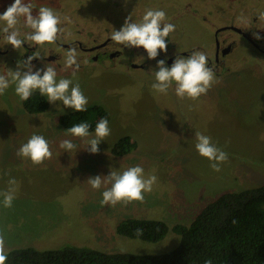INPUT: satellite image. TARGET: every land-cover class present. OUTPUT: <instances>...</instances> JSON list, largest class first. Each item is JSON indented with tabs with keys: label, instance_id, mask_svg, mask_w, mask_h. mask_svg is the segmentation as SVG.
<instances>
[{
	"label": "rangeland",
	"instance_id": "374dc122",
	"mask_svg": "<svg viewBox=\"0 0 264 264\" xmlns=\"http://www.w3.org/2000/svg\"><path fill=\"white\" fill-rule=\"evenodd\" d=\"M13 2L0 0V14ZM25 3L32 4L34 16L41 6H48L70 20L61 25L64 33L55 44L38 46L53 49L59 59L33 62V71L52 66L58 80L68 78L73 84L79 83L88 99L87 106L98 105L109 114L111 133L100 142L99 151L92 154L84 149L88 147L84 140L65 135L66 129L58 123L60 116L75 112L72 108H65L58 101L48 103L45 112L30 115L15 93V84L0 96V233L5 237L6 252L24 248L52 251L71 246L113 254L163 255L179 244V236L172 231L152 243L119 236L116 226L125 219L162 221L170 229L175 225L189 226L220 195L264 185V56H240L244 47L239 44L238 55L224 60L227 71L215 75L217 82L207 94L193 101L179 99L174 88L167 95L156 92L151 87L158 71L154 63L146 71L127 73L125 62L130 56L117 62L82 64L73 75L71 68L65 69L64 51L57 45L70 40L97 41L102 33L118 31L127 16L141 18L146 10L158 7L157 10L165 11L166 23L177 24L171 33L175 53H187L193 45L205 53L214 42L211 26H223L219 22L236 24L249 15L250 20L255 17L260 21L254 32H264V0ZM4 26L0 21V29ZM17 28L29 30L23 26V18ZM7 46L2 39L0 49ZM126 50L130 54L128 47ZM22 52L25 50L20 48L0 55V74H6L8 69L15 71L17 62L22 61ZM196 133L210 136L228 153V162L221 165V171H213L210 162L198 154ZM33 134L43 135L53 153L51 159L39 165L17 155ZM126 136L136 147L127 155L113 156L112 147ZM64 139L72 140L77 151L61 149L59 144ZM133 166H141L145 177L158 178L153 191L145 193L143 203L102 205V192L111 185L94 190L87 180ZM10 178L17 183L10 185ZM12 189L15 198L12 207L6 208L3 194Z\"/></svg>",
	"mask_w": 264,
	"mask_h": 264
},
{
	"label": "clouds",
	"instance_id": "9594fccd",
	"mask_svg": "<svg viewBox=\"0 0 264 264\" xmlns=\"http://www.w3.org/2000/svg\"><path fill=\"white\" fill-rule=\"evenodd\" d=\"M126 2V0H125ZM33 6L25 3V0H14L7 9L0 14V21L4 22V27L0 32L4 34L6 44H10L13 49H20L26 42H31L28 46H40L45 44H55L63 35L64 29L61 25L70 22L68 17H61L48 6H41L38 15H33ZM261 15H264L262 13ZM23 18V26L30 31L25 33L21 39V33L17 28ZM166 13L163 10L148 9L145 11L140 22H131L128 17L124 25L113 31L111 40L119 45L128 48H143L147 58L152 60L160 53H167L168 45L166 38L175 31V25L166 23ZM257 40L264 39L258 33H254ZM159 50V52H158ZM34 58L43 59L38 53L30 55L27 59L17 62L15 71L8 69L6 74H0V96L15 84V93L20 101H27L34 91L38 90L42 96L47 97L48 103L61 102L65 108H72L75 112L87 110L88 99L83 94L79 83L73 84L68 78L57 79V72L54 67H44L43 70L33 71L32 60ZM65 69L71 68L73 75L80 69L78 52L75 45L68 48L64 58ZM155 71V82L151 87L158 93L167 95L170 88H174L175 95L179 99L197 100L200 96L206 95L211 87L217 82L214 70L208 67V57L200 51H193L191 55H176L172 65L166 66L164 59L158 60ZM21 69H26L21 71ZM41 71L43 74L41 75ZM90 125L81 122L65 130V135L81 138L88 147L84 148L92 154H96L101 141H105L110 135L109 121L101 118L95 126L94 135L89 131ZM195 149L198 154L210 162L213 171H221V165L228 162V153L212 142L208 135L196 133ZM59 147L65 152H76L77 145L72 140L64 139ZM20 157L28 158L34 165L42 164L45 160L53 156L49 142L43 135L33 134L20 146L17 151ZM155 175L145 177L144 169L141 166L129 167L123 172L112 171L106 177H90L87 183L94 190L105 187L102 192V205L115 206L117 204L128 205L132 202L143 203L145 193H151L153 186L157 183ZM10 185H15V178L8 180ZM14 189L4 193L3 205L6 208L12 207L15 198ZM137 236L143 235V229H135ZM7 252L5 247V237L0 233V264H6ZM204 264H212L209 258Z\"/></svg>",
	"mask_w": 264,
	"mask_h": 264
},
{
	"label": "trees",
	"instance_id": "16d2710c",
	"mask_svg": "<svg viewBox=\"0 0 264 264\" xmlns=\"http://www.w3.org/2000/svg\"><path fill=\"white\" fill-rule=\"evenodd\" d=\"M26 113L45 112L48 102L39 91L22 101ZM101 118L109 114L98 105L87 106L84 112H72L59 117L64 128L87 122L94 133ZM136 144L123 137L112 147L115 157L130 153ZM142 228L137 236L135 229ZM169 231L179 236V244L170 252L159 255L104 253L81 247H63L52 251L24 248L7 252L6 264H264V185L227 192L205 206L189 226L175 225L171 229L162 221L125 219L116 226L119 236L147 242L163 240Z\"/></svg>",
	"mask_w": 264,
	"mask_h": 264
},
{
	"label": "flooded vegetation",
	"instance_id": "af4514ba",
	"mask_svg": "<svg viewBox=\"0 0 264 264\" xmlns=\"http://www.w3.org/2000/svg\"><path fill=\"white\" fill-rule=\"evenodd\" d=\"M158 7L155 8L157 10ZM250 10H247V13H249ZM140 15H142L140 13ZM134 15L127 16L132 19L133 22H140L141 18H135ZM249 15H247L246 20H242L240 23H233L232 21L228 22H219V24H222L223 26L219 28H215L214 26H211L215 32H213V45L210 47V49L205 52V54L208 57V67L212 68L214 70L215 75L220 76L221 71L225 70L227 71V68L225 67V59L228 56H237V51L240 49V45L244 47L242 50L240 56H264V39L257 40L254 38V33H257V31L254 32L253 28L258 30V28L255 26L256 23H260L258 21V18L254 19L252 18L250 20ZM172 24L174 22H171ZM177 26V24L175 23ZM239 25V26H238ZM123 25H121L122 27ZM119 27V29L121 28ZM178 28V27H177ZM262 29V28H261ZM178 30V29H177ZM22 30L21 33V39H23V36L25 33L29 32ZM102 37L99 38V40H93L91 43H82L78 40H70L69 42L65 43H57L59 48L64 51L62 55L64 56L68 48L72 45H75L78 52V61L80 62V66L83 64H91L92 62H101L104 63L106 61L111 62L115 61L117 62L119 59H121L123 56H130L127 61L125 62L127 64L128 72L132 73V71L137 70H144L146 71L148 69V65L156 66L158 60L164 59L166 61V66L170 67L176 57V55H191L193 51H200L202 52L203 49L200 48L198 45L190 46L189 52H179L175 53V43H174V33L170 34L169 37L166 38V43L168 45L167 53L159 54L156 59H148L147 54L145 50L141 48H129L131 52L130 54L127 53L126 48L123 45H119L111 40V34L108 33H102ZM258 34L261 37H264V32H258ZM4 39V34L2 33L0 35V41ZM31 42H26L22 45V49L25 50V53H21L22 61L27 59L30 55L39 54L43 57L42 60L47 61H55L59 59L60 56H58L56 51H54L51 48L45 47V49H39L38 46H28ZM48 46V45H47ZM170 46V47H169ZM193 48V50H192ZM13 47L9 44V46L0 49V55L11 53L14 51ZM46 50V51H45ZM241 50V49H240ZM247 51V52H246ZM58 53V52H57ZM59 54V53H58ZM1 57V56H0ZM83 59V60H82ZM38 60H41L39 58H34L32 60L33 62H36ZM110 65V63H108ZM82 66V67H83ZM222 68V69H221ZM1 64H0V70H1ZM132 70V71H129ZM156 70L158 68L156 67Z\"/></svg>",
	"mask_w": 264,
	"mask_h": 264
}]
</instances>
